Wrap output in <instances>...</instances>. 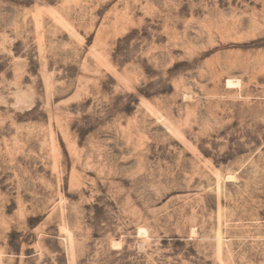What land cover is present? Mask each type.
I'll return each mask as SVG.
<instances>
[{"label": "rangeland", "instance_id": "374dc122", "mask_svg": "<svg viewBox=\"0 0 264 264\" xmlns=\"http://www.w3.org/2000/svg\"><path fill=\"white\" fill-rule=\"evenodd\" d=\"M0 264H264V0H0Z\"/></svg>", "mask_w": 264, "mask_h": 264}, {"label": "bare ground", "instance_id": "6f19581e", "mask_svg": "<svg viewBox=\"0 0 264 264\" xmlns=\"http://www.w3.org/2000/svg\"><path fill=\"white\" fill-rule=\"evenodd\" d=\"M229 84L230 85H234L235 83H233V82H231L230 80H229ZM232 88V87H231ZM143 231V230H142ZM144 234V233H143Z\"/></svg>", "mask_w": 264, "mask_h": 264}]
</instances>
